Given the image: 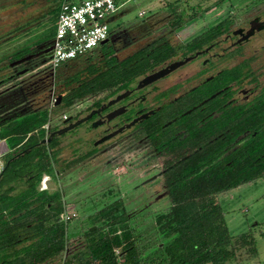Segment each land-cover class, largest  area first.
<instances>
[{"label":"flooded vegetation","instance_id":"af4514ba","mask_svg":"<svg viewBox=\"0 0 264 264\" xmlns=\"http://www.w3.org/2000/svg\"><path fill=\"white\" fill-rule=\"evenodd\" d=\"M7 1L0 0V43L19 36L35 23L36 17L44 9L45 0ZM261 7H256L242 24L234 28L229 26L219 35L212 33L208 43L193 51L185 53L181 47L172 58L153 66L109 96L96 93L74 98V91L80 86L78 79L91 78L104 72L107 63L112 61L113 64L120 62L118 66H122L123 59L152 40L166 37L168 33H162L121 56L122 51L151 32L135 31L137 25L120 26L109 32L103 45L99 44L85 55L54 70L47 65L54 36L34 41L25 49L0 59V119L8 122L47 107L52 113L48 123V133H51L90 114L72 129L54 134L50 140H59L61 148L63 139L71 147L74 155L66 161L82 158L64 172L68 173L83 165L86 160L96 161L94 167L101 164L105 170L128 153L136 154L144 163L164 157L166 165L142 180L140 195L146 200V206L155 204L163 197L167 203L165 179L161 189L156 186L161 183L159 178L172 165L188 156L205 140L216 141L220 137L228 146L232 133L231 119L264 121V26L259 30L254 29L251 35L245 37L251 27V20L257 18L261 25L264 24V5ZM258 22H255V26L259 25ZM138 24L142 25V22ZM209 28L189 40L174 44L183 46ZM173 29L176 28L168 23V32ZM237 29L242 30L234 33ZM196 52H199L196 56L164 76L138 87L144 76L173 61L193 56ZM23 57L24 61L16 62ZM68 66L71 70L64 71ZM93 70L97 71L91 74ZM121 93L127 95L107 105ZM55 97L54 103L46 105ZM192 133L196 134V139L190 144L191 140L187 137ZM247 134L248 130L237 138ZM194 137L191 136V139ZM10 161L6 159L7 164ZM19 174L22 176L15 178L17 182L15 180L13 183L23 182L24 186L32 187L36 174L32 170L19 171ZM32 234L26 231L19 238ZM30 242V239L22 240L17 248Z\"/></svg>","mask_w":264,"mask_h":264},{"label":"trees","instance_id":"16d2710c","mask_svg":"<svg viewBox=\"0 0 264 264\" xmlns=\"http://www.w3.org/2000/svg\"><path fill=\"white\" fill-rule=\"evenodd\" d=\"M195 16L183 19L178 13L176 19L171 20V25L180 28ZM140 22L146 23L143 19L129 24L135 26ZM230 23L226 19L220 20L183 46L172 44L167 37L160 36L123 59L122 66H118L120 62L113 64L112 61L107 63L104 72L78 79L80 86L74 98L96 93L109 96L153 66L172 58L181 47L187 53L208 43L212 33L219 35L229 28ZM18 118L8 122L0 119V141L3 140L7 147L0 173V264H42L62 254H67L70 259L74 254L68 250V223L59 220L61 201L48 194L40 195L44 189H39V184L42 176L48 174L47 169L51 168L59 175L82 158L71 162L61 160L57 157L59 140L40 142L48 134L44 127L50 121L47 112L37 111ZM230 122L232 133L228 146L220 137L216 141L205 140L168 169L164 175L167 207L153 214L150 226H133L129 220L131 215L126 214L122 206L115 208L121 211L120 215L102 210V222L107 232L87 247L91 264H227L236 260L242 248L251 255L257 252L250 233L234 237L229 232L217 197L222 192L264 176V121L239 118ZM246 130L248 134L238 139V135ZM191 136L187 137L190 144L196 139H191ZM49 156L55 160L54 166ZM6 159L11 161L7 164ZM29 170L36 174L32 187L24 186L23 182L13 183L15 178L22 176L19 171ZM53 201L58 204L53 206ZM124 213L126 220L121 216ZM146 228L154 235L150 246L138 244L142 239L141 232ZM23 231L33 234L20 239ZM25 239L31 242L18 249L19 242ZM117 248L121 249L118 255L115 253ZM66 260L58 264H70Z\"/></svg>","mask_w":264,"mask_h":264},{"label":"rangeland","instance_id":"374dc122","mask_svg":"<svg viewBox=\"0 0 264 264\" xmlns=\"http://www.w3.org/2000/svg\"><path fill=\"white\" fill-rule=\"evenodd\" d=\"M68 1L78 2L79 0ZM215 1L217 0H116L118 8L108 17V25L110 30H115L137 20L145 19L146 21L142 25L136 24L135 31L151 32V34H146L135 45L122 51L121 56H123L162 33H168L166 34L167 39L174 44L189 40L200 31L214 26L223 19L231 21L230 26L234 28L254 13L256 7L262 8L261 6L264 5V0H222L218 4H215ZM60 2L61 0H45L42 6L44 9L36 17L35 23L19 36L0 43V59L25 49L34 41L54 36ZM248 9L249 12H246ZM142 11L144 13L139 15ZM178 13L183 16V19H187L190 15L196 16L185 21L180 28L168 32V23L176 19ZM68 70L71 68L67 67L64 71ZM72 94L73 92L70 93ZM52 103H54V98H51L46 105ZM43 111L47 112L50 119L51 110L46 107L40 113ZM56 122L57 120L53 124ZM61 142L57 157L61 160H68L74 154L66 141L62 139ZM0 143L3 150L0 159L3 162L7 147L3 140ZM54 161L53 157H50L52 166H54ZM86 161L68 173L63 171L57 175L51 168L46 171L49 174L48 187L39 194H48L58 199L61 201L62 211L66 209L74 213L75 216L66 227V238L70 240L68 250L74 255L69 259L67 254H62L42 264H58L64 259H67L70 264H91L87 247L107 232L102 222L104 218L102 210L107 209L111 213L120 215L121 211L115 208L122 206L126 214L131 215L129 220L133 226L148 227L154 212L167 207L168 202L165 203V197L158 199L155 204L146 206V200L140 195L143 190L142 180L151 172L166 165L164 157L144 163L136 154L128 153L116 159L112 166L105 170L101 164L99 167H94L96 161ZM154 164L156 165L152 167ZM159 179L161 186L158 184L156 187L161 189L164 175ZM217 198L224 212L229 232L234 237L241 233H250L257 249V252L251 255L246 248H242L240 252L238 251L239 256L236 260L233 259L227 264H264V176L222 192ZM53 202V206L58 204L57 201ZM52 209L55 210V208ZM121 216L126 220L125 213ZM87 229H90V232ZM141 235L142 239L138 241V244L150 246L154 242V235L148 228L141 232ZM120 250L117 248L115 253L118 255Z\"/></svg>","mask_w":264,"mask_h":264},{"label":"built area","instance_id":"2783aa9c","mask_svg":"<svg viewBox=\"0 0 264 264\" xmlns=\"http://www.w3.org/2000/svg\"><path fill=\"white\" fill-rule=\"evenodd\" d=\"M116 0H63L58 10L57 25L52 43V53L47 62L50 69L58 68L63 62L81 57L100 44L109 34L108 17L116 12ZM144 12H139L142 15ZM48 129V124L45 125ZM3 154L0 143V158ZM3 162L0 159V173ZM49 175L44 174L39 188L46 189ZM74 213L66 209L59 220L68 223Z\"/></svg>","mask_w":264,"mask_h":264},{"label":"water","instance_id":"95a60500","mask_svg":"<svg viewBox=\"0 0 264 264\" xmlns=\"http://www.w3.org/2000/svg\"><path fill=\"white\" fill-rule=\"evenodd\" d=\"M255 22H258L257 18L251 20V22H250L251 27H250L249 30L247 31L245 37L251 35V34L253 33L254 29L259 30V29L263 28L264 24L261 25L260 22H258L259 25L255 26ZM241 30H242V29H237V30L234 31V33H238V32L240 33ZM106 41H107V38L104 39V40H102V41L100 42V44L103 45ZM198 53H199V52H196L193 56L186 57V58H184L183 60L173 61V62L169 63L167 66H165V67H163V68H161V69H159V70H157V71H155V72H153V73H150V74L144 76V77L139 81L138 87L145 86V85H147V84H149V83L155 81L156 79H158V78L164 76L166 73H168L169 71L175 69L177 66H179V65H181V64H183V63H185V62L188 61L189 59H191V58H193L194 56H196ZM24 60H25V57L19 59V60L16 61V62H17V63H20V62H22V61H24ZM126 95H127V93H121V94H119L116 98H114L113 100L109 101L107 105H110V104H112V103H114V102L120 100L121 98L125 97ZM56 103H58V101H57ZM89 116H90V114H89L87 117H84V118L78 119V120H76V121H74V122H71L70 124H68L67 126H65V127H63V128H59V129H57V130H55V131H53V132H51V133H48L47 137H44L40 142H41V143L49 142L54 134H61V133L65 132V131H67V130L72 129L73 127H75L76 125H78L79 123H81L82 121H84L85 119H87ZM17 155H19V154H17ZM93 228H94V226L91 227L90 229L92 230Z\"/></svg>","mask_w":264,"mask_h":264},{"label":"crops","instance_id":"0c3cea01","mask_svg":"<svg viewBox=\"0 0 264 264\" xmlns=\"http://www.w3.org/2000/svg\"><path fill=\"white\" fill-rule=\"evenodd\" d=\"M61 1H63V0H61ZM61 3V2H60ZM48 124V123H47ZM45 127V126H44Z\"/></svg>","mask_w":264,"mask_h":264}]
</instances>
